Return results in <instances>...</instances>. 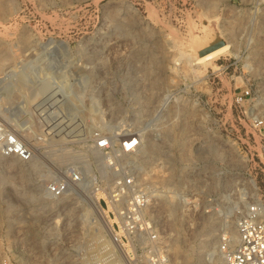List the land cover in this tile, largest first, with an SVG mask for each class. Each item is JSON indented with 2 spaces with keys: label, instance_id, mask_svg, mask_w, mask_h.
<instances>
[{
  "label": "rangeland",
  "instance_id": "1",
  "mask_svg": "<svg viewBox=\"0 0 264 264\" xmlns=\"http://www.w3.org/2000/svg\"><path fill=\"white\" fill-rule=\"evenodd\" d=\"M254 118L264 0H0V128L31 150L0 154V264H90L114 248L88 204L102 194L93 137L108 128L140 137L133 163L155 233L141 246L170 264H218L239 209L264 199ZM74 169L94 179L47 193Z\"/></svg>",
  "mask_w": 264,
  "mask_h": 264
},
{
  "label": "built area",
  "instance_id": "2",
  "mask_svg": "<svg viewBox=\"0 0 264 264\" xmlns=\"http://www.w3.org/2000/svg\"><path fill=\"white\" fill-rule=\"evenodd\" d=\"M247 94L248 89L236 94L235 101H243ZM251 125L258 141L257 156L264 169V120L254 118ZM134 137L136 142H133ZM139 146L138 134L103 129L93 137L92 154L97 167L95 179L81 169H74L67 177L46 186L51 196L61 197L68 187H85L94 179L92 186L95 185L96 192L102 193L96 198V203L103 212L106 233L114 248L105 245L103 256L92 259L90 264H170L161 247L141 246L144 235L155 237V233L147 211L151 201L149 187L138 179L133 163V155ZM0 154L15 156L22 161L31 158V150L18 134L2 128ZM218 253V264H264L263 198H253L239 209L235 239L224 235L219 242Z\"/></svg>",
  "mask_w": 264,
  "mask_h": 264
},
{
  "label": "bare ground",
  "instance_id": "3",
  "mask_svg": "<svg viewBox=\"0 0 264 264\" xmlns=\"http://www.w3.org/2000/svg\"><path fill=\"white\" fill-rule=\"evenodd\" d=\"M226 48V45H222V46H219V47H217V48H215V49H213V50H211V51H209V52H207V53H205V54H203V55H201V56H199V57H197V59H195V62H200V61H204V60H206V59H209V58H211V57H213L214 55H216V54H218L219 52H221L222 50H224ZM136 138L134 137L133 138V142H136ZM97 195V194H96ZM101 196H102V194H100ZM88 204L92 207V209L94 210V212L97 214V218H98V221L100 222V223H102V221L101 220H104V222L106 221L105 220V218H104V215H103V212H102V210L97 206V203H96V199L95 198H93V199H91V198H88ZM103 224V223H102ZM104 225V227L106 228V226H105V224H103ZM105 228H103V229H105ZM101 230V229H100ZM104 231V230H103ZM106 232V231H105ZM104 233V232H103ZM100 237V236H99ZM98 237V238H99ZM105 238V237H104ZM229 238L230 239H232V240H234L235 239V234H233V233H231L230 235H229ZM106 239V238H105ZM105 239H103L104 241H105ZM106 241H108V240H106ZM96 242H98V241H96ZM113 245V244H112ZM116 246H118L117 244H115ZM103 247H105V244L103 245L102 244V247L100 246V247H97L98 249L99 248H103ZM96 249V248H95ZM100 250V249H99ZM96 251V250H95ZM94 251V252H95ZM98 252V251H97ZM94 254V253H93ZM95 255V254H94Z\"/></svg>",
  "mask_w": 264,
  "mask_h": 264
},
{
  "label": "water",
  "instance_id": "4",
  "mask_svg": "<svg viewBox=\"0 0 264 264\" xmlns=\"http://www.w3.org/2000/svg\"><path fill=\"white\" fill-rule=\"evenodd\" d=\"M221 45H222V42H218L217 44L213 45L212 47L206 49L204 52L200 53V55H202V54H204L206 52H209V51H211V50H213V49H215V48H217V47H219ZM101 221H102L103 224H105L104 220H101Z\"/></svg>",
  "mask_w": 264,
  "mask_h": 264
}]
</instances>
